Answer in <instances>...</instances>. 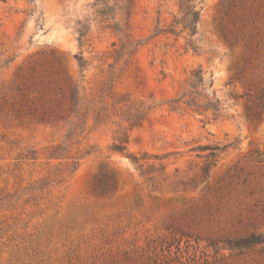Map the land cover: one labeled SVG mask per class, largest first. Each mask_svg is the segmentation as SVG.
<instances>
[{
  "label": "rangeland",
  "instance_id": "obj_1",
  "mask_svg": "<svg viewBox=\"0 0 264 264\" xmlns=\"http://www.w3.org/2000/svg\"><path fill=\"white\" fill-rule=\"evenodd\" d=\"M123 1L0 0V264H264V243L227 245L264 235V0H202L196 51L186 33L152 36L178 0H135L127 62L108 27L125 26ZM199 68L217 117L171 102ZM206 144L228 146L203 176Z\"/></svg>",
  "mask_w": 264,
  "mask_h": 264
},
{
  "label": "trees",
  "instance_id": "obj_2",
  "mask_svg": "<svg viewBox=\"0 0 264 264\" xmlns=\"http://www.w3.org/2000/svg\"><path fill=\"white\" fill-rule=\"evenodd\" d=\"M135 0H124L123 6H119L120 9L125 10V15L127 18V21L125 23V26H121L119 22L113 21L111 24H108V27L112 29L113 32H115L119 36L120 41V47L118 50H116V58H119V56L122 55H128L125 59V62L129 60L132 54L138 49L140 46V41H135L131 38V35L129 33V17L132 13V8ZM202 2V0H178V6H179V15L174 16L172 22L166 26V27H159L158 25L154 29V34L152 36H157L159 34H174L178 36L180 33H186V44L193 48L194 51H196L197 47L195 46V42L193 40V36L197 32V23L199 21L200 17V7H198V4ZM104 3V2H103ZM102 3V4H103ZM114 7L107 6L106 4L98 10V13L102 16H106V19L110 17L111 19L114 18V16H110L111 13H113ZM159 22V20H158ZM78 40L83 38V36L87 33V28L84 25H81L78 29ZM78 65L80 68L84 67V60L82 57L77 58ZM117 60V59H116ZM192 77L189 82L190 89L187 93H183V95L180 98H176L171 100L172 103H179L181 102V99L187 95L184 103L188 106H193L195 110H201V111H207L211 110L212 113L217 117V114L219 112V101L217 99L213 100H207L205 103H200L197 101V88L199 86H203L204 84V77L202 69H196L192 71ZM68 101H69V107L68 109L78 114L79 116H83L79 112V106L81 102L80 97V91L79 86L77 83H71L69 84L68 89ZM123 100L128 101V98L122 97ZM176 107V106H174ZM151 109V106L144 104L140 102L137 106L134 107V110L132 112H128L127 116L125 118L126 121L129 122L130 126H137L140 125L143 120L147 118L148 112ZM82 123L85 122V117H83ZM129 141V134L127 131L119 130L118 135L115 138V142L112 144L111 148L114 151L122 152L124 150H127V144ZM228 144H206V145H200L197 146L196 149L200 150H208L209 152L205 155L207 158V162L202 168V175L206 176L208 174L209 167L216 162V158L219 155L220 152L226 149ZM84 155H88V152H85ZM128 155L135 160V156L132 155V153H128ZM155 158H158L155 156ZM77 162L75 161L74 166H77ZM160 168H163L162 166ZM159 168V169H160ZM264 243V235L261 234H255L250 233L247 236H243L240 238L232 239L227 241V245L231 250H237L239 252L248 250L256 245H260Z\"/></svg>",
  "mask_w": 264,
  "mask_h": 264
}]
</instances>
